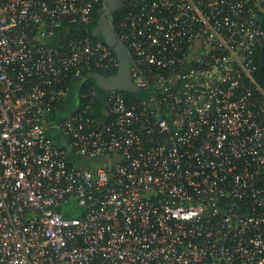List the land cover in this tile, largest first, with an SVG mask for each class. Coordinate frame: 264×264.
<instances>
[{"label": "built area", "instance_id": "1", "mask_svg": "<svg viewBox=\"0 0 264 264\" xmlns=\"http://www.w3.org/2000/svg\"><path fill=\"white\" fill-rule=\"evenodd\" d=\"M102 14L148 94L51 122ZM261 60L264 0H0V264H264Z\"/></svg>", "mask_w": 264, "mask_h": 264}, {"label": "water", "instance_id": "2", "mask_svg": "<svg viewBox=\"0 0 264 264\" xmlns=\"http://www.w3.org/2000/svg\"><path fill=\"white\" fill-rule=\"evenodd\" d=\"M109 11L115 12L120 6L121 0H105ZM93 35H100L104 42L111 47L118 59L117 70L110 75H103L98 71H88L85 78L93 79L96 85L105 91L125 90L132 93L139 92L140 88L132 82L130 67L131 57L127 48L117 41L111 21L102 14L96 25L92 28ZM263 60L260 66L263 67Z\"/></svg>", "mask_w": 264, "mask_h": 264}, {"label": "trees", "instance_id": "3", "mask_svg": "<svg viewBox=\"0 0 264 264\" xmlns=\"http://www.w3.org/2000/svg\"><path fill=\"white\" fill-rule=\"evenodd\" d=\"M120 11L116 12L118 14ZM96 20L93 22L92 25H94ZM91 25H83L80 26L73 25L69 29L70 34L73 35L75 33H81L86 32L87 34L91 35ZM88 70H83L81 75L75 78H70L67 83L68 87V94L67 96L59 102L56 108L52 110L50 113V121L51 122H57L61 120L68 112L75 109V107L78 105V103L86 100V95L89 92V90L94 89L95 91V97L92 100V104L95 107V109H99V107L102 105L103 98L107 95V91L100 89L95 81L93 79L85 78V74ZM103 75H110L115 72V70L111 72L98 70ZM120 92L123 94L124 98L127 102H133L140 100L141 98H144L148 94V90H141L139 92H129L125 90H120Z\"/></svg>", "mask_w": 264, "mask_h": 264}, {"label": "rangeland", "instance_id": "4", "mask_svg": "<svg viewBox=\"0 0 264 264\" xmlns=\"http://www.w3.org/2000/svg\"><path fill=\"white\" fill-rule=\"evenodd\" d=\"M98 161L97 160H91V159H84V163H86L87 165H91V166H95L96 165V163H97Z\"/></svg>", "mask_w": 264, "mask_h": 264}]
</instances>
